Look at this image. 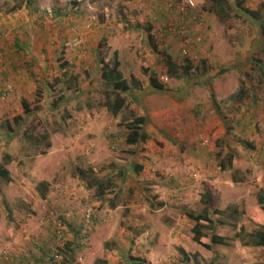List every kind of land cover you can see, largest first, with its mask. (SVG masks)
Instances as JSON below:
<instances>
[{
  "label": "rangeland",
  "instance_id": "1",
  "mask_svg": "<svg viewBox=\"0 0 264 264\" xmlns=\"http://www.w3.org/2000/svg\"><path fill=\"white\" fill-rule=\"evenodd\" d=\"M18 1L0 0V264H264V246L244 242L264 224V0H242L260 20L228 0L224 21L212 0H194L185 21L168 0ZM170 24L182 34L164 33ZM182 42L198 72L173 76L166 57L185 63ZM114 51L130 86L116 116L99 74ZM130 111L145 117L137 145L125 140ZM205 192L218 214L202 230L228 238L212 250L186 215L204 211Z\"/></svg>",
  "mask_w": 264,
  "mask_h": 264
},
{
  "label": "trees",
  "instance_id": "2",
  "mask_svg": "<svg viewBox=\"0 0 264 264\" xmlns=\"http://www.w3.org/2000/svg\"><path fill=\"white\" fill-rule=\"evenodd\" d=\"M32 0H19L18 1V6L22 5L23 3L25 4H31ZM75 5H77V2H74ZM236 6L243 10L246 14L249 16L256 18L260 20V17L258 16V11L248 9L244 6H242V0H236ZM208 12H213L220 21H224L229 17V12L231 11L232 7L229 3L228 0H212L211 5L208 8H205ZM261 21L260 28H261V33H264V22ZM147 32H150L152 29L151 25L147 26ZM148 39L150 44L153 46V48H156L155 43L153 41L154 37L151 34H148ZM166 64H167V71L170 75L176 76L178 74V71L181 70V73L184 75H188L191 72L197 73L198 72V66L194 63H192L188 57L185 58V63L178 65L174 60L171 59V57H166ZM201 63H205L204 60H201ZM65 61L60 64V69L63 75H65L66 69H65ZM121 62L118 58L117 52H113V60L112 63L107 62L106 59L103 57L99 58V74L100 77L105 81L106 86H107V91L105 92V108L107 111L111 112L114 116H116L118 113L124 110L126 108V100L123 96L120 95V92H125L130 89V86L128 84L127 79L123 76L122 70L120 69ZM147 71V69H146ZM148 84L150 87H152L155 90L158 91H166L167 87L165 84H163L158 76L155 73H148ZM65 81L66 88L68 89L69 81L70 78L68 77ZM64 81V80H63ZM239 93L243 94L244 90L242 88L239 89ZM213 104H216V101H214V95H210ZM22 105L24 107L25 112H28V104L25 100H22ZM218 108V106H216ZM17 117V116H16ZM14 117V118H16ZM22 116L20 115L19 119ZM145 122V117L144 116H137L135 115L132 111H130V116L128 117V120L124 121V126L127 128L128 133L126 135V143L128 145H137L142 138H144L143 133L141 132L142 130V125ZM43 136V135H41ZM47 146H50L49 143H47ZM130 153H134V149H129ZM42 154L46 153V150L41 151ZM220 156V155H219ZM232 158L233 155L232 153H227L221 161H219V166L222 169H225L226 166H231L232 163ZM94 170V169H93ZM91 171V169H89ZM0 173L7 177L8 171L6 169H1ZM79 177L82 179H87L88 173L87 170L85 169H79L78 171ZM38 189L40 192L41 197H45L47 190H48V183L46 181L40 182L38 185ZM97 187L101 188L100 193L102 192V185L99 184ZM205 199L206 205L204 207V211L198 214H194L192 212H187L186 215L195 221L194 226L192 227V233H193V239L202 247L212 250L214 245L216 244H227L228 238L225 236H222L217 233H213L212 231L209 233L204 232L202 229L204 226H207L208 229L212 230V226L215 224V218L213 217L216 216L218 213L216 211H211L210 206H209V193L205 192L202 195ZM257 203L261 209V213L264 216V194L263 193H258L257 195ZM217 213V214H216ZM255 229L253 232L248 234L249 238L244 241L245 244L247 245H256V246H264V224L261 223L260 221H256L255 223ZM243 232V227L239 229V231L234 233V237H241V233ZM67 245H64L62 248H66ZM62 248L56 247L55 252H52L48 255V258L54 259L57 256H59L58 252L63 251ZM129 260L130 264H146L145 260L142 258H138L135 256L129 255Z\"/></svg>",
  "mask_w": 264,
  "mask_h": 264
},
{
  "label": "built area",
  "instance_id": "3",
  "mask_svg": "<svg viewBox=\"0 0 264 264\" xmlns=\"http://www.w3.org/2000/svg\"><path fill=\"white\" fill-rule=\"evenodd\" d=\"M195 7L194 0H168L167 8L168 9H176L177 12L180 14V19L185 21L186 19H194L195 15L192 14L191 9ZM184 26L182 24H170L163 28L164 33H173V34H182ZM181 51L184 56L188 57V59L195 63L194 61L197 59L196 55H190L185 48V43L182 42L181 44ZM167 77H165L166 79Z\"/></svg>",
  "mask_w": 264,
  "mask_h": 264
},
{
  "label": "crops",
  "instance_id": "4",
  "mask_svg": "<svg viewBox=\"0 0 264 264\" xmlns=\"http://www.w3.org/2000/svg\"><path fill=\"white\" fill-rule=\"evenodd\" d=\"M151 5H152V8H156L158 5V0H153Z\"/></svg>",
  "mask_w": 264,
  "mask_h": 264
},
{
  "label": "clouds",
  "instance_id": "5",
  "mask_svg": "<svg viewBox=\"0 0 264 264\" xmlns=\"http://www.w3.org/2000/svg\"><path fill=\"white\" fill-rule=\"evenodd\" d=\"M191 12H192V9H191ZM193 14V13H192Z\"/></svg>",
  "mask_w": 264,
  "mask_h": 264
}]
</instances>
